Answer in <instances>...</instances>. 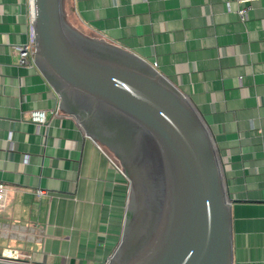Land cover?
I'll use <instances>...</instances> for the list:
<instances>
[{
	"label": "crops",
	"instance_id": "obj_1",
	"mask_svg": "<svg viewBox=\"0 0 264 264\" xmlns=\"http://www.w3.org/2000/svg\"><path fill=\"white\" fill-rule=\"evenodd\" d=\"M64 3L76 29L145 58L188 97L222 169L233 264H264V0ZM30 20L29 0H0V183L8 187L0 237L21 241L1 252L39 264H105L120 238L128 180L59 108L36 65L19 64L15 46ZM34 109L46 124L31 121Z\"/></svg>",
	"mask_w": 264,
	"mask_h": 264
},
{
	"label": "water",
	"instance_id": "obj_2",
	"mask_svg": "<svg viewBox=\"0 0 264 264\" xmlns=\"http://www.w3.org/2000/svg\"><path fill=\"white\" fill-rule=\"evenodd\" d=\"M64 1L33 0L34 64L128 180L105 264H233L231 203L202 116L148 60L76 29Z\"/></svg>",
	"mask_w": 264,
	"mask_h": 264
},
{
	"label": "built area",
	"instance_id": "obj_3",
	"mask_svg": "<svg viewBox=\"0 0 264 264\" xmlns=\"http://www.w3.org/2000/svg\"><path fill=\"white\" fill-rule=\"evenodd\" d=\"M29 7L31 11V20H30L31 24H30V31H29L28 37L26 41H24L23 43L17 44L15 46L18 52V62L19 64H22V65H28V64L34 63V36H33V31H32V20L34 16L33 0H29ZM238 13L241 17H244L246 14V9L241 8L238 10ZM30 119L31 121H33L34 123L38 125L46 124V121H47V117H46L44 110H38V109L31 110ZM109 158H110V161L117 167V169L120 172H122L120 166L114 161V159L111 157ZM7 188L8 187L6 184L0 183V191H7ZM37 193L43 194L44 192L42 190H38ZM4 257L8 259H13L19 262L31 263L27 260H22L21 258H18V256H13L9 254Z\"/></svg>",
	"mask_w": 264,
	"mask_h": 264
},
{
	"label": "rangeland",
	"instance_id": "obj_4",
	"mask_svg": "<svg viewBox=\"0 0 264 264\" xmlns=\"http://www.w3.org/2000/svg\"><path fill=\"white\" fill-rule=\"evenodd\" d=\"M65 10H66V13H67V10H68V7H67V4H65ZM68 12H69V10H68ZM67 18H68V21H69V15H67ZM70 22V21H69ZM71 23V22H70ZM106 151V150H105ZM108 153V152H107ZM109 154V153H108ZM110 155V154H109ZM111 157H112V155H110ZM113 158V157H112ZM114 159V158H113ZM115 161V160H114ZM116 163H117V161H115ZM19 242H21V241H19V240H17V239H14V240H11L10 239V237H4V238H2V237H0V256H6V254H3L2 252H1V246L2 245H4V246H6V245H8V244H14V245H16L17 243H19ZM8 255V254H7Z\"/></svg>",
	"mask_w": 264,
	"mask_h": 264
},
{
	"label": "bare ground",
	"instance_id": "obj_5",
	"mask_svg": "<svg viewBox=\"0 0 264 264\" xmlns=\"http://www.w3.org/2000/svg\"><path fill=\"white\" fill-rule=\"evenodd\" d=\"M9 251V250H8ZM11 253V252H10ZM9 255H11V254H9Z\"/></svg>",
	"mask_w": 264,
	"mask_h": 264
}]
</instances>
